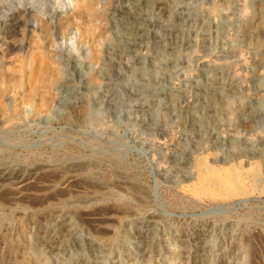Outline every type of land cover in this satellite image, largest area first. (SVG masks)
Wrapping results in <instances>:
<instances>
[{
    "label": "rangeland",
    "instance_id": "rangeland-1",
    "mask_svg": "<svg viewBox=\"0 0 264 264\" xmlns=\"http://www.w3.org/2000/svg\"><path fill=\"white\" fill-rule=\"evenodd\" d=\"M136 1L108 0L99 19L73 18L87 0L63 10L73 24L54 33L59 65L65 74L82 68L89 78L87 85L64 76L52 101L45 86L30 95L38 85L23 76L47 58L38 35L32 56L1 44L2 72L14 79H0V170L13 176L0 187V214L20 224L0 226V264L9 263L22 228L41 264H114L115 251L104 257L89 240L111 244L127 228V251L138 260L130 264H188L184 255L202 251L217 264H264V180L241 196L192 191L193 159L204 150L224 155L228 165L245 155L263 162L264 0H168L162 14L137 25L121 58L102 61ZM90 60L86 71L80 65ZM65 90L74 94L68 98ZM229 136L236 141L223 145ZM79 195L89 201L63 208ZM48 206L60 212L25 218ZM71 217L77 222L69 230Z\"/></svg>",
    "mask_w": 264,
    "mask_h": 264
},
{
    "label": "bare ground",
    "instance_id": "bare-ground-1",
    "mask_svg": "<svg viewBox=\"0 0 264 264\" xmlns=\"http://www.w3.org/2000/svg\"><path fill=\"white\" fill-rule=\"evenodd\" d=\"M83 1H86V0H83ZM83 1H81V0H66L64 2H59V0H53V2L52 1L51 2H49V1L46 2V0H0V48H1V44H6L7 51H11V50H15V49H18V50H21V51L24 50L25 53H26L25 56L27 57V55H29V52L31 51V41L33 40V36L36 34V35H38V37L40 38V40L42 42L40 49H42V51H44V52H47V54H48L46 59L40 58L39 56H41V55L38 54L39 55L38 57L40 59H39V64H37V66H36L37 69L34 72H31L30 71L29 74L26 73V72H24V75H23L24 78L27 77V79L33 80L35 82V85H38V87H34V88L31 87L30 88V92H29L30 95L31 94L34 95V93L36 92V90H39L40 88H42L43 86H45L48 89H50L51 92H52V96H53V97H51V101H52L56 97V93H55L56 87L58 85H60L64 81L63 78L66 75H68V76L69 75H73V76H77L78 75L79 76L78 77L79 80L81 82H84V83H86L88 85V82L87 81H88V78L89 77L88 76H85V72H83L82 68H80L79 70H77L75 73H70V74H65L64 73L62 67L59 65V63H60L59 62V56H60L59 47H60V43H58L56 41L55 34H54L55 32H57V30H60L61 28L65 27V26H68L69 27V25H72L73 24V22H72L73 20H72V17L71 16H67L65 18L63 16H61L63 10L64 9H67L70 6H75L77 4H80V2H83ZM167 2H168V0H140L138 2L136 1L135 5L133 7V10L131 12H129V13H126V14L124 13L125 15H123V22L122 23L120 22L121 23V25H120V27H121V35L119 36V38L115 42V46H114L115 48L114 49L113 48L111 49V50H113V52H107L106 51L107 54L106 55L104 54V56H102V55L99 54L100 55L99 56L100 59L102 61H104V62L109 63V62H113V61L121 58L123 51H126V49L131 48L132 45L135 43V36L137 35L136 33L139 31V27H137V25L139 23H142V22L147 23V21L149 20L150 16L153 15V13L158 14L159 12H161L160 14H162V12H163L162 10L165 8ZM107 3H108V0H87V5L85 7H81L79 9H77V11L74 13L73 18L74 19L77 18L75 20H79V19H83L86 15L91 16L93 19L94 18L95 19H97V18L99 19L101 17H104L107 14ZM49 4H51V6H48ZM255 8H256V6H255ZM125 9H127V8H125ZM121 11H123V10H121ZM153 18H154V16H153ZM262 18L264 20V15H263ZM148 22H150V21H148ZM147 25H148V23H147ZM145 28H146V26H145ZM142 30H144V29H142ZM77 31L79 32V35H81V32L82 31L80 29H77ZM73 34H74V37L71 39V41L75 44L76 41H77V38H76V34L77 33L74 32ZM34 38H35V36H34ZM8 39H10V40L8 41ZM80 39L82 40V43L84 44V46H87L88 45V40L84 36V34H82V36H80ZM136 41H137V39H136ZM26 43H27V45H26ZM259 43H260V41H259ZM106 46H107V44L104 47H106ZM134 47H135V45H134ZM71 48L74 49V46H71ZM83 48H86V47H83ZM29 56H32V54L29 55ZM4 57H6V56H4ZM30 60H32V59H30ZM3 63H5V59L2 56V52H0V79L1 80L2 79L3 80H6V81L13 80L14 79L13 76H11V75L8 76L6 73L2 72V65H3ZM6 63H7V61H6ZM84 63L85 62H82L80 66L81 67L83 66L84 67V70H86V71L87 70L90 71L92 69L91 68L92 65L94 64V62L91 61V60L88 63L89 65L88 64H85L84 65ZM29 67H31V66H29ZM23 70H24V68H23ZM29 70H30V68H29ZM17 77H19V76H17ZM65 92H66V95H67L66 97H68V98H70L74 94V91L73 90L72 91L71 90H65ZM3 111L5 113H8L9 112V109L8 110L4 109ZM255 113H257V111ZM247 115H248V113H247ZM248 117H249V115H248ZM245 119H241V120H245ZM241 120H240V122H242ZM245 126L247 127V125H245ZM235 134H236V132H235ZM235 141H236V138L234 136H229L228 139L227 140H224V143H222V144L223 145H225V144L228 145L227 143L231 144V143H234ZM257 155L259 157V154H257ZM257 155H256V157H257ZM261 158H263V156ZM223 159H224V155H223V157H221L218 153H215V152H213V153L206 152L205 150L203 152L199 153L198 155L196 154V156L194 157L193 161H194V173L197 176V179H196L197 180V183L193 186V190L192 189L191 190L192 191H195V192H197L199 194H209L212 190L213 191L214 190L215 191L218 190L223 195L226 194V195H237V196H241V195H244V194L246 195V193L248 194L250 188H256L261 182H263V180H264V158H263V162H261V161H255L256 159L253 160L252 159V156L249 157L248 155H245L243 158H238V159H236L234 161L232 160L233 162H230L229 165L227 163H225L223 161ZM63 172H64V170H63ZM12 178H13V176L11 174H9L7 171L0 170V187L5 182H7L8 180H11ZM29 178H31V177H29ZM55 183H53V184H55ZM107 184H109V183H107ZM23 187H24V185H23ZM102 188H103V186H102ZM48 189H49V187H48ZM86 190L87 189H85V191ZM191 190H188V191H191ZM82 191H83V189H82ZM93 191L95 192V190H93ZM15 192H16V190H15ZM109 193H110V191H109ZM72 194H74V193H72ZM99 195H101V194H99ZM69 201L66 202L63 205V208L69 207V204H72V205L73 204L81 205V204L87 203L89 201V197L86 196V195H79V196L75 197V199L73 201H70V202ZM41 206H43V205H41ZM129 206H131V205H129ZM48 207L47 208L45 207V208L39 209V210H35V211H29V212H27L25 214V218L28 219V220H32V219H37L36 217L48 216V215H46L48 213H50V216H51V213H57L58 214L60 212V208L59 209H53L52 207H49V208ZM11 208H13V206ZM24 208H25V206H24ZM36 208H34V209H36ZM0 209H2V208H0ZM22 211H24V210H22ZM7 213H6V215L0 214V226H2L3 223L4 224L6 223V224H8L10 226H12L14 224L15 225L20 224V221H16L15 220L16 221L15 222L12 218H10L7 215ZM20 213H21V211H20ZM62 214H63V210H62ZM77 214H79V213H77ZM23 215H24V213H23ZM76 217H78V216H76ZM62 218H63V216H62ZM52 221H50V223H52ZM136 221H137V219L135 221L131 220L129 222V225H132L133 222H136ZM25 222L27 224V221H25ZM55 222H58L57 225L60 223L59 219H57V221H55ZM75 222H77V220L73 217L72 218V221L70 220V223L68 224V227L67 228L69 229L71 227H74L76 225ZM34 223H36V222H34ZM50 223H49V225H50ZM63 223H64V221H63ZM85 223H86V221H85ZM66 225H67V223H66ZM23 226H25V224ZM25 227H28V226H25ZM16 228H17V226H16ZM60 228H62V223H61V227ZM0 230H1V227H0ZM7 230H8V228H7ZM25 231L26 230H23V228H22L21 231H20V234L18 235V238L15 236L17 239L14 242H12V243L7 238L4 239L5 242L11 243L10 244L9 251L7 252L8 253V259H9V263L8 264H15L16 263V260L19 257L21 258V264H41L39 262L36 263L37 262V252L32 247L31 242L26 238ZM66 231H67V229H66ZM3 233H2V235H3ZM29 233H30V231H29ZM99 233H101V232H99ZM15 235H16V233H15ZM55 237H57V236H55ZM64 240H66V239H64ZM113 240L114 241H112L111 244L109 242H108L109 244L101 243L102 241L101 242L100 241H93V240H89V241L91 243H93L94 245H98L99 247H101L102 253H103V256L104 257H106L107 254L111 253L112 251L113 252L115 251L116 254H114L115 256H113V258H112L113 259L112 262L114 264H130V263H133V262L136 263V261H138L137 258H135V256H132L133 254L130 255V253H128L129 250L127 251V248H126L127 247V244L130 242V230H129V228H127L125 230V232L124 231L123 232H120L119 235L117 237H115V239L113 238ZM31 241H33V240H31ZM129 246L130 245H128V247ZM34 247H35V245H34ZM6 250H7V248H6ZM184 254H186V253H184ZM203 255H204V252L203 251L202 252L194 253L192 255L186 254V255H184V259L185 260L183 262H188V264L190 262H195L199 256H203ZM103 256H101V257H103ZM220 258H221V260H223V259L225 260V257H222L221 256ZM203 259H204V261L201 262L200 264H217L216 263L217 261H215L216 259H212V258H210V257H208L206 255L203 256ZM1 261H3V259L2 260L0 259V262ZM181 261H182V259H181ZM42 264H46V262H44Z\"/></svg>",
    "mask_w": 264,
    "mask_h": 264
}]
</instances>
